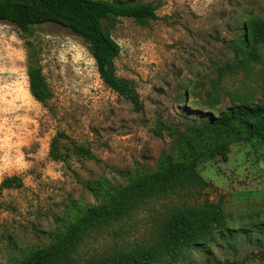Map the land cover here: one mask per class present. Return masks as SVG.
<instances>
[{
	"label": "rangeland",
	"instance_id": "374dc122",
	"mask_svg": "<svg viewBox=\"0 0 264 264\" xmlns=\"http://www.w3.org/2000/svg\"><path fill=\"white\" fill-rule=\"evenodd\" d=\"M130 1L157 5L158 17L144 25L119 17L110 29L120 49L115 75L136 93L137 107L102 82L82 38L67 28L45 23L29 36L0 21V182L21 180L0 190V264L48 246L107 193L179 161L185 143L190 156L222 140L225 157L198 161L204 184L185 176L165 197L93 230L78 260L103 263L147 248L173 209L208 199L220 201L230 231H214L166 264H264V139L235 142L204 127L227 106L264 103V43L254 51L247 29L264 19V0ZM26 40L50 89L46 106L29 92Z\"/></svg>",
	"mask_w": 264,
	"mask_h": 264
},
{
	"label": "trees",
	"instance_id": "16d2710c",
	"mask_svg": "<svg viewBox=\"0 0 264 264\" xmlns=\"http://www.w3.org/2000/svg\"><path fill=\"white\" fill-rule=\"evenodd\" d=\"M156 9L157 5L152 3L130 0H0V21L13 23L29 36L35 26L45 23L67 28L82 38L102 82L137 107L136 93L126 81L115 75L114 60L120 49L110 29L119 17H130L137 24L144 25L147 20L158 18ZM247 29L252 35L255 51L257 45L264 43V19H251ZM25 44L29 92L46 106L51 97L50 89L37 64L34 43L26 40ZM214 103L209 100L208 104L213 106ZM204 127L207 132L223 134L235 142L250 140L257 135L264 139V103L232 104L214 116L209 115ZM189 149L192 151L191 146ZM53 151L52 145L51 155L56 157ZM177 152L181 157L179 161H166L157 170L107 193L105 200L86 208L72 223L56 232L48 246L35 249L15 264H105L107 261L108 264H166L184 250L201 244L214 231L223 229L226 219L220 201L206 199L199 205L173 209L159 232L158 241L147 248L115 253L103 263L100 260L79 262V248L93 230H100L102 225L130 216L147 203L165 197L170 186L185 176L204 184L198 178V161L217 155L225 157L228 143L225 140L215 142L201 152H189L190 156L186 155L188 143H185L177 148ZM20 184L19 177L8 176L0 182V190Z\"/></svg>",
	"mask_w": 264,
	"mask_h": 264
}]
</instances>
